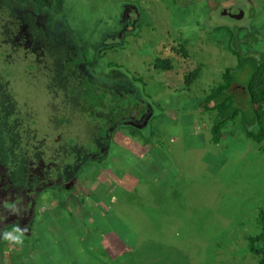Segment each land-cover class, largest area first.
<instances>
[{
	"label": "rangeland",
	"instance_id": "obj_1",
	"mask_svg": "<svg viewBox=\"0 0 264 264\" xmlns=\"http://www.w3.org/2000/svg\"><path fill=\"white\" fill-rule=\"evenodd\" d=\"M17 1L20 3L25 1L26 8L32 5L39 10H48L42 6L45 4V0H37V4L33 0H15L14 2L18 3ZM165 1L162 0V2ZM49 2L52 5L48 12L62 9V4L63 10H69L66 0H49ZM131 2L137 5L139 10L123 9L120 13L124 1L81 0L73 13L64 15V23L69 29V34L73 35L71 36L72 40L87 42V54L89 59L94 58L95 64L93 66L87 64L86 74L83 77L84 82L81 81V83V77L74 76V73H67L66 70L61 69L60 74L66 86L69 87V91H72L73 98L85 99L79 88L87 81V77L94 83L104 85L105 109L99 108L95 103L97 100H91L88 96L87 103L92 105L93 110L88 106L87 114L95 117L105 126L114 120L113 115L109 116L106 113V105L119 102L118 119H120L123 113L127 112L124 111V104L125 106H133L134 102L138 100L137 89L140 91V86L127 76L116 80L106 78V76L102 77L105 73L112 75V72L106 67V60L104 62L102 59H96V51L108 46L127 48L132 44L131 41L139 42L140 39L143 40L144 35H150L151 30L155 37L157 34L159 35L160 27H154L153 22H149L147 17H143L137 35H133V37L138 36L139 40L130 38V43L126 42L127 46L122 44L124 39L121 36L125 32L132 31L131 33H133L137 30L136 25L139 14H141L140 10L149 14L148 9L151 8V4L159 5L161 0L154 2L152 0H131ZM168 3L175 6V11L178 10V0H168ZM258 3L259 9L254 15V18L258 19L256 26L243 28L236 34L239 40L234 51L241 57L243 64L235 69L234 81L240 83L241 88L246 86L252 72L258 68L255 66L254 57L262 56L261 58H264V0H258ZM242 6L244 7L245 4ZM117 9H119L118 13L116 12ZM4 10H8L7 7L0 5V41L6 43L18 27V22L10 20L8 16L17 20L20 19L21 24H26L28 28H31L32 24L27 23L24 16H18L14 13L8 14ZM193 10L198 14L197 22L201 23L203 19L201 0L195 2ZM90 11L98 12V14L92 16ZM102 13L104 16L100 17ZM156 13L159 15L158 12ZM2 15L5 17L1 18ZM181 15L179 18L177 16V19L184 20L181 21L183 25H186L183 27L184 36L181 32L174 34V32L165 33L162 31L163 41L161 46L157 47L159 57L163 59L162 62L154 63V58L157 57L155 55L153 57L147 55L146 58L142 59L146 53L150 54L148 43L139 44V47L134 46L136 54L130 58L132 62L133 59L138 58L135 61V67L139 70H144V65H148L154 70L169 65L175 67V74H180L179 76L182 75L186 79L190 77L198 83L195 86L192 84L193 91L200 94L202 99L200 103L209 108L211 106L208 101L209 96L219 85L224 84V78L227 76L224 75L225 71L230 68L234 69L238 62V56L230 51L228 44L229 36L233 30L219 27L216 30L215 28L210 29L207 32L210 35H206L203 28L197 27L198 33L193 31V37L190 38L188 31L192 32V28L195 26L185 21L190 18L189 14ZM76 16H79V19ZM215 19L220 20L218 17ZM75 23L78 33L71 32V30L73 31L71 25ZM251 30L253 35L246 36ZM142 31L146 32L143 34ZM148 41L151 40L148 39ZM155 45H158V42ZM36 49L48 53V57L56 60L61 67V63L57 61L59 58L57 52L60 49L47 47L44 43L37 45ZM113 51L116 50L109 51V54ZM104 55L106 56V54ZM97 68L103 74L95 72L94 69ZM13 71L11 66L3 65V62L0 61V72L8 74ZM200 72L201 74H198ZM207 75L210 77L207 78ZM251 84L263 94L259 112L264 124V66L259 69L258 75ZM125 95L128 96L126 101L124 100ZM0 101L3 102L1 99ZM246 101L247 98L240 105L234 101V106L246 111ZM71 108L76 109L72 111V121L77 127L76 139L79 140V130H82L88 136V144L97 145L99 133H97L94 141L89 133V124H86L85 121L79 122L76 119V113L79 110L78 104L74 103ZM201 109L197 114H194L195 125L193 129H187L201 133L205 138L202 143L206 144L200 148V153L189 154L190 161L195 162L189 166L188 176L192 171L191 180L186 183L183 182V184L178 182L179 188L172 190V194L169 195L170 198H161L150 194L151 187H139L130 194L129 204L123 202L113 212L111 210L107 212L108 218H112V223L116 224L117 229L109 230L102 237L105 261L110 262V254L114 252L121 259L119 263L117 261L112 264H258L260 256L253 253V245L250 240L254 239L260 231L253 232L254 226L252 229L247 228L255 222V220L250 222L247 217L252 214L250 212H254L256 216L264 212L263 142H256L245 135L241 123V112H238L234 118L223 122L219 127V133L212 135L211 127L217 110H207L206 107ZM110 110L111 108L108 109V111ZM194 110L196 112V108ZM93 121L97 124L96 120ZM165 122H167V118ZM184 124L186 125V123ZM164 132L165 129L161 133ZM100 140L102 141V137ZM54 150H57L56 156L58 157L60 150L56 147L51 152ZM28 153L29 150L23 145L21 128L15 120L13 122L9 119L8 113L1 112L0 162L8 167L9 182L6 187L9 190L19 192L25 188L26 184L23 177H25L24 169ZM81 155L85 156L84 154ZM120 156L123 160L127 159L125 153ZM49 157L52 158L53 154L49 153ZM34 159H36L35 153L32 155V161ZM112 161H116V158L110 156L109 160L104 163L110 166ZM42 163L46 165L45 161ZM25 180L27 179L25 178ZM183 180L186 181V178L183 177ZM154 185L155 188L163 190L160 188L163 184L159 181H155ZM251 232L255 234H251ZM65 254L69 256L71 264H75V258L77 264H90L82 252L71 251ZM91 256L100 264H104L102 259L92 254ZM63 259H66L64 254L59 257L58 263Z\"/></svg>",
	"mask_w": 264,
	"mask_h": 264
},
{
	"label": "flooded vegetation",
	"instance_id": "obj_2",
	"mask_svg": "<svg viewBox=\"0 0 264 264\" xmlns=\"http://www.w3.org/2000/svg\"><path fill=\"white\" fill-rule=\"evenodd\" d=\"M14 1L0 0V5H5L8 9L4 10V12L24 16L27 23L32 25L30 26L31 28H28L26 24H21L19 18L17 20L8 16L10 20L18 22V27L11 34L12 40L7 46L4 42L0 43V61L3 62V65L11 66L14 70L8 74L0 72V99L3 101H0V113H8L9 119L13 120V122L15 120L17 125H19L23 133V145L29 150L28 155H26L25 177H23L26 186L23 190L15 193L31 191L30 196L26 195L25 198L27 199V204L33 203V209L31 213L26 211L28 219L23 216L17 224L8 225L4 232L11 231L13 227H18L22 230V244L19 245H29L35 235V225L38 221L37 210L41 200L47 198L48 200L56 201L57 204H64L79 199L85 190L82 188L84 187L83 173L89 167L102 171L99 167L109 160L119 128L122 126L131 127L136 131H139V129L127 125L130 120L135 121V106L133 109H124V111H127V115L124 116L125 113H123L122 117L126 118L127 121L122 120L123 122L121 123L118 119L120 112L119 102L107 104L106 113L109 116L113 115L112 118L114 117V120L106 126L97 121L98 119L95 117L87 114L88 106L93 110L92 105L87 103L88 96H90L91 100H97L95 103H97L99 108L103 107L105 109V101L103 99L105 87L103 84L94 83L87 77V81L79 88L80 93L85 97L84 99L80 97L73 98L72 91L70 92L69 87L64 83L60 74L61 69L66 70L67 73H74V76L81 77V83V81L84 82L83 77L86 74L85 68L87 64L91 66L95 64L94 58L89 59L87 54V42L83 40L73 41L71 37L73 35L69 34V29L64 23V15L73 12L68 9L63 10L62 4V9L50 11V13L48 10H50L52 3L49 0H45V4L42 5L48 10H39L32 5L26 8L27 4H25V1H22L23 3L18 1V3H15ZM186 1L187 4L194 5L199 0ZM201 1L203 5L201 23L204 26L223 27L235 31V38L231 39L229 36L230 41L228 43L233 50L239 40L236 35L237 32L243 28L255 27L258 22V19L254 18L256 10L258 12L259 9L258 0ZM34 3L37 4V2ZM242 4H245V6L243 7ZM123 9L139 10L137 5L132 3L131 0L124 1ZM2 17L5 16L2 15ZM215 17L220 20L215 19ZM71 28H73V31L70 29L72 33H78L76 23L71 25ZM248 35H253L252 30L246 36ZM42 43L47 47L60 49L57 52L59 58L56 59L61 63V67H59L56 60L48 57V53L36 49V46ZM105 48L107 47L96 51V59H102L105 62ZM261 57L258 56L259 66L264 63V58ZM105 65L110 69L112 75H107L106 73L105 75L98 68L94 69L95 72L103 74L102 77L106 76V78L115 80L123 76L131 78L124 69L123 64L109 61L107 64L105 62ZM132 81L135 83L134 79ZM140 82H142L141 79ZM136 85L139 86L137 83ZM242 90L231 91V95H237ZM91 100L89 99L93 103ZM74 103H77L79 107L76 113L77 121H85L86 124H89V133L94 141L97 133H99L97 145H94V143L88 145V136L82 130H79V140L76 139L77 127L72 121V111L76 109L71 108ZM148 106L151 108V104H148ZM110 108L111 110L108 111ZM153 110H155V114L157 111L155 107H153ZM152 116L154 117L155 115ZM93 120H96L97 124ZM215 121L217 122L216 116L214 117ZM95 125L98 126L96 127ZM146 128L143 127L140 131ZM100 137H102V141ZM104 139L105 142H103ZM56 147L60 150L58 157L56 156L57 150L51 152ZM34 153L36 159L32 161ZM49 153L53 154L52 158L49 157ZM81 154L85 156L83 157ZM42 161H45L46 165ZM90 173L93 175V172ZM8 174V167L3 162H0V185H3L6 189H8L6 186L9 182ZM95 178L96 176L93 175V179ZM1 201L2 199L0 198ZM259 216L257 219L261 225V231L254 237V246L257 249H261V252H258L260 256L258 264H262L264 262V219H261L264 215L260 214ZM0 239L2 240V237ZM7 242L10 243V241ZM250 242L252 243L253 241L250 240Z\"/></svg>",
	"mask_w": 264,
	"mask_h": 264
},
{
	"label": "crops",
	"instance_id": "obj_3",
	"mask_svg": "<svg viewBox=\"0 0 264 264\" xmlns=\"http://www.w3.org/2000/svg\"><path fill=\"white\" fill-rule=\"evenodd\" d=\"M33 1L36 2L37 0ZM80 1L66 0V5L73 12L75 8H78ZM118 1L126 2V0ZM185 4H187V1L180 0L178 10L175 11V6L169 4L168 0L165 2L161 0L159 5L152 3L151 8L148 9L149 14L145 13L144 10H140V12L143 17L149 19V22L154 23V27H160L159 35L157 34L155 37L151 30L150 35H144L143 40H139L138 36L133 37L127 31L121 36L124 39L122 44L129 42L130 38H135L134 40H139V42L131 41L132 44L127 48H120L119 46L105 48V51H107L106 56L104 55L106 64L109 61L123 64L129 77L134 80H142L139 86L142 91L143 103L146 102L145 97H148L149 104L157 110L155 114V110H152V115L155 116H151L148 122L149 125H147L148 129L139 132L134 129L120 127L116 133L115 145L111 154L112 157L116 158V161H112L110 166L103 163L99 167L102 171L89 167L83 173L84 187L82 188L85 190L79 199L64 204H57L56 201L47 198L41 200L37 210L38 221L35 225V235L31 239V244L6 243V240L2 238L0 241V264H71L69 256L65 254L71 251L82 252L86 259L90 261V264H100L98 260L92 258L91 254L102 259L104 264H112L117 261L119 263L121 257L118 254L115 255L114 252L110 254V262L104 260V240L102 237L109 230L117 229L116 224L112 223V218H108L107 212L110 210L113 212L123 202L129 204L130 194L139 187H151L150 194L161 198H170L169 195L172 194V190H178V182L183 184V182L186 183L191 180L192 171L188 176L189 166L195 164V162L190 161L189 154L200 153V148L206 145L202 143L205 138L201 133L191 131L195 125L194 114H197L201 108V110L205 109L204 104L200 103L202 101L200 94L195 93L192 88V84L195 86L198 83L190 77L186 79L182 75L179 76L180 74H175L176 68L171 65L162 69H156L153 66L156 70L144 65V70H139L135 67V61L138 58L133 59V62L130 58L136 54L134 46L139 47V44L148 43L150 54L146 53L142 59L146 58L147 55L148 57L155 55L157 57L154 58V63L162 62L163 59L159 57L157 51V47L161 46L163 41L162 31H165V33L174 32V34L181 32L184 36L183 27L186 25L181 22L184 20L177 19V16L178 18L182 16L181 14H189L190 18L185 21L195 26L192 28V32L188 31L190 38L193 37V31L198 33L197 27L203 28L206 35H210L207 33L211 29L210 26H204L202 23L197 22L198 14L193 10L194 5ZM118 10H116L117 13ZM122 10L123 6H121L120 13ZM89 13L92 16L98 14L95 11ZM177 13L178 15H175ZM103 16L102 13L100 17ZM76 17L79 19V16ZM176 19L177 21H175ZM147 38L151 41L149 42ZM154 41H157L158 45H155L157 42ZM110 49L116 51L109 54ZM126 52L128 54H125ZM232 53L238 56V62L235 66L237 67L241 57L235 51ZM257 58L258 56H255L254 60H257ZM198 74H201V72ZM209 77L207 75V78ZM239 89L244 90L240 84H237L234 91ZM239 94H233V97ZM127 97V95L124 96L125 101ZM134 106L135 103L133 106H125L124 104V109H133ZM166 118L167 122H165ZM212 127L211 132L214 135ZM164 129L165 132L161 133ZM128 130L134 133H130ZM123 153L127 156L126 160H123L120 156ZM188 160L190 163L187 162ZM90 172H93V175L96 176L95 179H93ZM183 177L186 178V181L183 180ZM155 181L163 184L160 186L163 190L155 188ZM250 213L252 214L247 219L250 222L255 220V222L247 228L252 229L254 226L253 232L257 233L261 231V225L257 218L264 212L259 213L258 217L254 212ZM255 233L251 232V234ZM253 253L259 256L258 252L253 251ZM62 254L66 256V259L58 263V259ZM74 263L77 264L76 258Z\"/></svg>",
	"mask_w": 264,
	"mask_h": 264
},
{
	"label": "trees",
	"instance_id": "obj_4",
	"mask_svg": "<svg viewBox=\"0 0 264 264\" xmlns=\"http://www.w3.org/2000/svg\"><path fill=\"white\" fill-rule=\"evenodd\" d=\"M187 5V4H185ZM183 5V6H185ZM143 22V16L140 14L139 18L137 19L138 24L136 25L137 30L131 33L132 31H129L130 35H137L138 29L140 27V22ZM211 29H218L219 27H210ZM210 30V29H209ZM208 31V29H207ZM232 31V30H231ZM231 39L235 38V32L232 31L230 34ZM126 45V42L123 44ZM229 49L234 52L233 49L229 47ZM258 58L255 60V66L257 70H254L249 77V79L246 82V89H247V101H246V106L247 110H241L240 107L234 106V97L231 95V91H234L235 88H237V83L234 81V76H235V69L239 67L242 63V59H239V65L237 67L227 69L224 73L226 76L224 78V84L219 85L209 96L208 101L211 103V107L207 108L209 110H217V115L216 119L217 122H214V125L212 127V131L214 132V135H217L219 133V127L220 125L225 122L228 119L234 118L238 112H241V123L244 128V132L246 136L251 138L252 140L256 142H263V148H264V124L262 123V115L259 112L260 106H261V101H263V94H261L256 88L252 86L253 79L258 75L259 69L264 66V64H261L259 67L258 64ZM135 83L140 84V80L136 79ZM137 92L139 94L138 100H136L135 103V122L141 117L144 116L146 113H151L153 110V106L151 105V108L148 106V97H145L146 102L143 103V96H141V89H137ZM207 101V102H208ZM240 105V104H239ZM246 109V108H245ZM152 114V113H151ZM127 114L125 113L124 116ZM127 121L126 118L121 117L119 121L122 123L123 121ZM120 123V124H121ZM122 127V126H121ZM130 128L131 127H126ZM140 132V130H139ZM89 145V144H88ZM264 219V216L262 217L261 220ZM251 244L254 246V239ZM254 252H261V249H257L256 247H253ZM263 264V263H262Z\"/></svg>",
	"mask_w": 264,
	"mask_h": 264
},
{
	"label": "water",
	"instance_id": "obj_5",
	"mask_svg": "<svg viewBox=\"0 0 264 264\" xmlns=\"http://www.w3.org/2000/svg\"><path fill=\"white\" fill-rule=\"evenodd\" d=\"M11 40H12L11 37L7 39L6 46L8 43L11 42ZM239 97L241 98L239 99ZM246 98H247V89L244 88V90L238 96L234 97V101L237 102L238 104H242L246 100ZM145 115L141 116L139 120L136 122L130 120V122H128L127 125H130L139 130H141V128L143 127H147L148 122L152 115L151 113H147V115L146 116ZM30 192L31 191L29 192L22 191L18 194L12 190L4 188L3 185H0V198L2 199V201L0 202V238L2 233L4 232V229L8 225L17 224L18 222L21 221V218L23 216H26L29 213V211L31 213V210L33 209V203L30 202L29 204H27V199L25 198L26 195L30 196ZM26 211H28V213ZM26 219H28V217Z\"/></svg>",
	"mask_w": 264,
	"mask_h": 264
},
{
	"label": "clouds",
	"instance_id": "obj_6",
	"mask_svg": "<svg viewBox=\"0 0 264 264\" xmlns=\"http://www.w3.org/2000/svg\"><path fill=\"white\" fill-rule=\"evenodd\" d=\"M2 238L17 245L22 244V230L18 227H13L11 231L3 232Z\"/></svg>",
	"mask_w": 264,
	"mask_h": 264
}]
</instances>
